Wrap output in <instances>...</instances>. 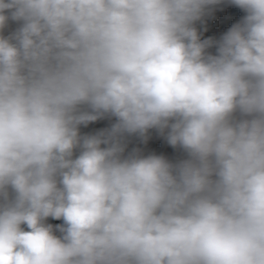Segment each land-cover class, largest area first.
I'll use <instances>...</instances> for the list:
<instances>
[{"label": "clouds", "instance_id": "obj_1", "mask_svg": "<svg viewBox=\"0 0 264 264\" xmlns=\"http://www.w3.org/2000/svg\"><path fill=\"white\" fill-rule=\"evenodd\" d=\"M219 2L0 0V264H264V0Z\"/></svg>", "mask_w": 264, "mask_h": 264}, {"label": "trees", "instance_id": "obj_2", "mask_svg": "<svg viewBox=\"0 0 264 264\" xmlns=\"http://www.w3.org/2000/svg\"><path fill=\"white\" fill-rule=\"evenodd\" d=\"M244 15V11L233 5L231 0H220L218 4L206 7L204 15L194 23V27L197 29L201 40L212 39L218 41L233 25L240 22ZM18 27L17 22L9 20L3 30V35L8 36ZM208 51L215 54L216 49L213 46ZM114 122V118L100 119L89 123L87 126H81L80 133L82 135L95 134L100 130L109 128ZM126 145V154L136 149L139 150L141 155H161L171 162H178L186 158L181 149L169 145L164 136L156 130H149L146 141L136 135L128 136L126 137ZM45 223L53 225L55 229V226L63 224V221L49 217ZM22 227L28 230L26 225H22ZM55 234L60 235L58 231H55Z\"/></svg>", "mask_w": 264, "mask_h": 264}]
</instances>
